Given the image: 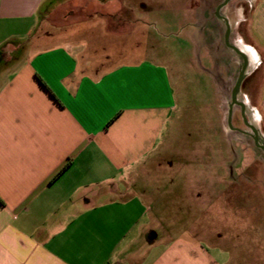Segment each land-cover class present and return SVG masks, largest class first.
Segmentation results:
<instances>
[{
  "label": "crops",
  "instance_id": "crops-1",
  "mask_svg": "<svg viewBox=\"0 0 264 264\" xmlns=\"http://www.w3.org/2000/svg\"><path fill=\"white\" fill-rule=\"evenodd\" d=\"M224 1L127 16L145 26L144 47L130 31L136 46L120 55L143 58L99 71L82 63L90 47L80 34L105 32L130 0H0V264H251L247 234L264 231V210L242 230L233 208L218 209L231 195L217 188L215 106L244 65L226 44L229 25L248 61L240 115L262 142L264 0L247 20L244 4L219 9ZM155 24L180 28L175 54L155 46ZM174 55L184 56L178 81Z\"/></svg>",
  "mask_w": 264,
  "mask_h": 264
},
{
  "label": "rangeland",
  "instance_id": "rangeland-1",
  "mask_svg": "<svg viewBox=\"0 0 264 264\" xmlns=\"http://www.w3.org/2000/svg\"><path fill=\"white\" fill-rule=\"evenodd\" d=\"M171 1L172 0H130L131 5L134 7L133 10L122 8L115 16H107L105 19V32H102V26H100V33H98L99 27L95 25V27L92 26L88 32L80 34V36L87 38L85 43L91 48H89V50L85 47L86 51H84V54L81 56L82 63L89 59L90 64L93 65L92 67H95V70L105 71L119 63L134 62L143 58V56L120 55L122 52H125V48L130 49L136 46L135 43L130 40V31L139 39L137 48L144 47L142 38L145 35L142 28L145 26H142L140 22L136 24L130 22L131 24H128V21L125 19L128 18L127 16L131 17L132 14H135L139 21L144 20L146 16H159L161 14L160 12L164 10L159 9L158 5L160 3L169 4ZM231 2H234L233 4L235 5H245L246 16L244 18L247 20V14L254 5L253 0H233ZM147 5L153 8H148ZM118 18L122 22L120 25L117 24ZM246 23L247 21L243 23V26L242 24L240 25L239 31L246 32ZM179 30L180 28L174 26L166 29L159 24L152 25L150 28L152 35L156 38L154 41L155 46L161 47L162 45H166L167 48L173 50L172 54L176 53L178 49L177 44H180ZM237 31L238 30H235L231 35V41L233 42H235L234 39L236 38ZM97 36H99V40H97ZM116 37L122 40H118ZM65 43L75 44L79 43V41H69ZM92 48L96 49V51H94L95 54H93ZM189 54L191 55L192 53ZM233 54L241 66L242 58L237 56L234 52ZM183 58L184 56L177 55L166 58L174 67V75L177 81L179 77L177 68L179 66V61L183 60ZM236 72L238 73V69ZM237 76L236 74L233 82L227 85V87H225V83V86H220L218 90L219 104L215 106L218 118L216 121L217 144L215 146L219 164L217 170V188L219 194L227 193L229 194L228 196L231 195L230 200L227 202L226 200L218 201V209L233 208L237 214L234 219L235 227L242 230L249 227L251 230H255L253 227H256L259 223H263V221L261 222V218L256 214L257 211L264 210V152L256 146L252 137L239 134L230 135L231 130L228 126L229 104L232 101V90L236 85ZM238 97L241 101L245 100L242 91H240ZM233 110V126L245 130L248 134L252 135L253 131L246 127L242 121L240 107L235 106ZM247 111H251L250 105H247ZM252 112L253 114L251 113L248 115L249 123L256 125L255 114L254 111ZM231 140H233L234 143V155L226 153L227 148L229 150ZM242 163H244V166ZM247 214L250 216H247ZM248 233L247 235L253 238L246 243L244 248L248 261L253 264L255 258H257L256 254L260 253L259 259L263 262L262 264H264V231L259 234Z\"/></svg>",
  "mask_w": 264,
  "mask_h": 264
},
{
  "label": "water",
  "instance_id": "water-1",
  "mask_svg": "<svg viewBox=\"0 0 264 264\" xmlns=\"http://www.w3.org/2000/svg\"><path fill=\"white\" fill-rule=\"evenodd\" d=\"M230 1H232V0H225L221 4L219 9L222 8L223 6L227 5ZM229 36H230V27H229V25H227L226 44H227V46L230 49H232L236 54H238L239 56H241L244 59V65H243V67L240 70V74H239L238 80H237L236 85H235V87L233 89V92H232V102L229 104L230 111H229V116H228V124H229V127L231 129L235 130V128H233V126L231 125L233 108H234V106L241 107L242 113H243V111L246 108L245 103L240 101L238 96H239V93H240L242 82H243V80H244V78L246 76V71H247V68H248V61H247L246 54H244V52L240 48H238V47H236L234 45H231L229 43ZM250 129L253 131V134L258 136L257 129H256L255 126L250 125ZM254 141H255L256 146L264 152V139L261 142V141H259L258 137H254Z\"/></svg>",
  "mask_w": 264,
  "mask_h": 264
},
{
  "label": "bare ground",
  "instance_id": "bare-ground-1",
  "mask_svg": "<svg viewBox=\"0 0 264 264\" xmlns=\"http://www.w3.org/2000/svg\"><path fill=\"white\" fill-rule=\"evenodd\" d=\"M248 50H250L254 55H256V52L253 49L248 48Z\"/></svg>",
  "mask_w": 264,
  "mask_h": 264
},
{
  "label": "flooded vegetation",
  "instance_id": "flooded-vegetation-1",
  "mask_svg": "<svg viewBox=\"0 0 264 264\" xmlns=\"http://www.w3.org/2000/svg\"><path fill=\"white\" fill-rule=\"evenodd\" d=\"M253 139H254V137H258L257 135H255V134H253V136H251Z\"/></svg>",
  "mask_w": 264,
  "mask_h": 264
}]
</instances>
